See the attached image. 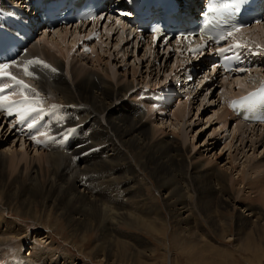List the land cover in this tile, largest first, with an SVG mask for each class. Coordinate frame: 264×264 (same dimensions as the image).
I'll use <instances>...</instances> for the list:
<instances>
[{
    "label": "bare ground",
    "instance_id": "1",
    "mask_svg": "<svg viewBox=\"0 0 264 264\" xmlns=\"http://www.w3.org/2000/svg\"><path fill=\"white\" fill-rule=\"evenodd\" d=\"M196 3V0H188L187 6L193 9ZM110 26L105 28V31ZM42 27L46 28V24H43ZM120 28L126 30L124 26L117 29ZM117 29L113 33L104 32V35L110 37L118 34L119 30ZM84 30V27H75L74 30L58 28L55 30L56 32H52L56 34V36H51L52 39H55L48 40L50 33L44 35L39 42L36 40L37 42L31 43L23 55L25 58L42 59L57 69V72H51L43 67L32 66L30 70L35 72V77L26 76L25 80L34 87L36 92L45 91L50 102L57 103L61 99L62 103L72 105L71 112L63 119L62 123L79 125L80 136L77 138L79 143L73 150L72 156H60L49 153V151L47 153L42 151L43 153L40 152V154L37 151V155L28 156V152H22L24 146L20 150L21 153L17 152L19 150L1 149L0 203L10 210L16 208L19 213L35 218L40 217L38 207L43 214L46 212L50 214L54 209L59 216L66 219L67 229L72 237L78 236L83 241H89L87 233L94 227L101 235L94 242L92 251H95L96 256L102 258L101 262L105 260V264H118L123 258H126L131 264H145L140 262L141 256L152 252L153 244L145 240L144 234H135L129 239L130 249H126V246L124 249L121 248L120 245L125 243L123 240L125 234L119 229V225L126 224L131 229L133 228L134 232L142 230L151 236H154L153 233H162L163 228L160 225L166 224L168 219L161 201L168 214L176 218L175 225L178 227L177 232L183 236L179 237L184 246H187L188 243L185 232L201 236V240L212 238V232L222 235L223 238L227 236L226 234L230 233L228 230L230 222L227 221V218L222 219L225 216L222 213V208L231 206L234 200L241 203V207L244 208L242 211L239 209L235 211L238 230L261 231L260 226L255 224H258L259 218L264 217L263 210H261L262 206L264 209V174H257L258 169L264 168L263 165H260L264 161V156L258 157L260 154L258 148L264 147V126L239 122L237 116L225 108L222 101H220L219 111L213 113L215 121L220 122L221 131L222 129L228 131L231 125H234L229 131L234 136L232 141L236 137L239 146L234 149L237 153L230 154L229 158L231 159L227 163L239 173L236 179L233 173L228 172V168L221 165L219 167L217 165L210 166L209 163L212 162V159L205 163L199 159L197 154L189 155L184 149L185 147L181 146L178 136L170 137L172 133L165 134V129L158 126L154 118L155 111L152 115L148 113V115L150 114L149 118L154 119H151L152 122L148 125L143 119L144 113H141L143 111L141 108L128 107L124 103L128 93L136 86L135 80L130 81L125 74L120 77L115 72H111L110 78L107 76L104 78L98 73L104 64H102V58L97 51H94L96 58H85L82 55L75 57V51H77L75 47L78 41L84 37ZM244 32L248 37H251V42L262 45L264 49V26L256 24L245 29ZM69 37H72L70 43L68 42ZM138 38V34L130 37L125 34L122 40L128 44L136 39V44L134 43L136 49L141 44ZM100 39L101 37L94 46L97 47L101 44ZM146 51L144 56L156 63L154 66L158 73L167 69L172 71L173 68L175 72L179 73L177 70L181 64L180 57L175 56V63L167 67V60L173 57L171 51L152 49L148 45ZM106 65L107 67L103 71L108 72L109 65ZM166 67L167 69H165ZM258 69H261L259 70L260 74H264L263 67H258ZM179 71L181 72L182 68ZM209 75L210 73H207L204 78L210 85L215 87L217 82H221L223 89L219 90L218 96L222 100L226 96L235 94L241 86L247 85L251 81L247 80L248 76H245L225 79L222 82L220 79H215L218 78L217 76L214 78ZM209 77L213 80L210 81ZM214 89L207 90V95L200 96L202 92L196 93L193 99L183 102L172 111L176 123L182 124L181 128H176L175 121L167 122L164 117L160 116L164 126L169 124L171 127V124L173 125L174 135L184 136V144H186V133L190 126L188 124L189 126L186 128L188 121L186 117L192 111L193 101L198 97L201 98L202 104L198 106L197 111L203 107L204 103L214 105L212 101L208 100ZM34 93L27 92L26 94ZM59 102L61 103V101ZM1 116L3 117V115ZM2 120L9 127L4 117ZM61 126L54 121L53 127H56V130H60ZM88 129H92L93 132L89 133L90 135L87 137L83 131ZM11 130L13 131V128ZM95 135L100 138L99 145L92 149L91 156L83 154L86 143L90 142V139ZM230 143L225 146L228 145V148H232ZM248 143L249 150H253L252 154H248V150H245ZM87 148L90 149L91 145H88ZM242 150L243 157H245L243 163L245 162V164L241 163L238 166L232 164L239 158ZM35 159L38 161L37 163ZM23 161L26 164L24 166L25 173L24 171L17 172ZM241 165L243 167H239ZM145 171L152 177V180L147 178L148 175L144 174ZM142 178L148 183H144ZM241 182L248 185V193L256 194L254 198L256 202L257 200L261 202L260 206L251 202L245 203L236 199L237 196L236 198L231 196L236 184ZM147 184L151 185L152 194ZM116 186L125 189L122 191ZM154 190L158 191V195L154 194ZM204 193L209 194L210 198L203 200V197L207 196ZM191 196L195 197L197 204L193 203ZM157 197H161V201H158ZM254 198L253 200H255ZM201 210L209 215L206 221L208 227L204 225L205 222L202 226L196 224L202 213ZM257 212L259 216L256 214ZM2 219L0 217V223L3 222ZM9 224L12 231L22 233V230H17L13 226V222H9ZM177 232L175 234H178ZM246 234L248 233L246 232ZM240 235L244 236V233L240 232ZM6 238L0 237V241ZM207 241L204 242V246ZM33 245L29 251V254L34 255L30 264H44L48 258L46 252ZM114 248H116L115 257L110 261V253ZM65 258V262L62 264H75L74 258L70 256H65ZM53 261L52 264H58L55 263L56 259Z\"/></svg>",
    "mask_w": 264,
    "mask_h": 264
},
{
    "label": "rangeland",
    "instance_id": "2",
    "mask_svg": "<svg viewBox=\"0 0 264 264\" xmlns=\"http://www.w3.org/2000/svg\"><path fill=\"white\" fill-rule=\"evenodd\" d=\"M66 27L68 28V30L70 29L74 30L75 28V27H69V26H66ZM66 27L64 29H67ZM110 27L108 30L106 31L104 30V32L113 33L114 30L119 28L120 26L111 25ZM117 30H119L118 34L116 33L114 35H111L110 37H108L106 34L104 35V32L101 31V35H100L101 39L99 41L101 42V44L99 46L97 45V47L94 45L95 43H98V41L97 42L94 41L92 44H90L89 47L90 46H91L90 48L93 47L90 53L86 52L89 50H86V48L83 47V45L82 46L76 45L75 50L77 49V51H75L76 52L75 57L82 55L85 58H88V57L96 58V52L94 51H97L102 58V62H103L102 64H104L102 65L100 70H98V73L101 74L104 78L105 76L110 78L111 72L112 73L115 72L117 75L119 74L120 77L124 76L125 74V76H127V78L130 81L135 80L136 86L132 88V90L128 93V95L125 98L124 103H126L128 107L137 106L141 108L143 111L141 112L140 109L139 111L141 113H144L143 119L144 121L148 123V125L151 124L152 122L151 119H153V118H149L150 114L148 115V113H151L152 115V113L155 111L156 116L154 118H155V121H157L158 126L161 127L162 129L163 128L165 129V134L172 133L170 137L178 136L177 138L180 140L181 146L185 147L184 149L186 150V152L189 153V155L197 154L199 159L205 163H207L209 159H212V162L209 163L210 166L217 165L219 167L221 165L223 167H226L228 168V172L230 174L233 173V176L236 179L239 173L237 172V170L235 171V169H232V167H230V165L227 163L231 159L229 158L230 154L237 153V151H234V149L237 146H239V142L236 140V137L232 141L234 136H232L231 131H229V129H232L234 125L232 124L231 127L228 129V131H226L225 129H224L225 131H223V129L221 131L220 122L217 123L213 115L214 112L219 111L220 109L219 105H221L220 101L222 99L218 96L219 90L223 89L221 88V82H217V84L214 87L212 86V84L210 85L208 81L206 80V82L204 81L205 82L204 86L200 88L201 90L198 89L195 92L197 94H200L202 92V94L200 95L202 96L205 94L207 95V90L210 91V89L215 88L213 93L208 97V100L212 101L214 105H206L204 103L203 107L200 108L199 111H197L198 106L202 104L201 98L198 97L196 100L193 101L192 103L193 106L191 108L192 111L190 115L186 117L188 119V121L186 122L187 124L186 128L189 125L190 126L188 127V131L186 133V136H187L186 144H184V138H183L184 136L177 135V134L174 135V132H173L174 127L172 124H171V127L169 124L164 126L160 120V116L157 115V110H153L152 108L151 110L148 106L146 109H144L143 107H140L142 106L141 104L142 100L137 99L138 91L141 89L143 85H148L150 83H152V85L157 84V83L162 84L164 83V81L167 82V79H170L169 77L175 71H174V68L172 72L170 71V69H167V67L175 63L174 62L175 55L172 54L173 57L167 60L168 66L165 68L167 70L166 71L161 70L158 73L155 70L156 67L154 66L156 65V63L154 61L151 62L150 58L148 59V57L146 58V56H144L147 53L146 51L147 45H145L144 43H141L139 47H136L135 49L134 43L136 44V39L131 41V43L129 42L127 44L125 40H122V37L125 34L126 36L130 37V33H128L126 30L122 28L117 29ZM123 30H124V33H123ZM54 35L56 36L55 33H52V34L50 33L48 40L55 39V38L52 39ZM43 36L44 35H42L40 38H37L36 40L39 42L40 39L42 40ZM69 38L70 39L68 42L70 43V40L72 37H69ZM36 40L34 42H37ZM71 43L73 44V42ZM163 63L165 64V62ZM106 64L109 65L108 72L103 71L107 67ZM179 69L180 68H178L177 71L181 73ZM157 73L159 76L157 75ZM176 73L177 72H175V74ZM66 78L68 79L67 75H66ZM42 93H44L47 96L45 91H42ZM59 101H61V103ZM57 104L58 106L54 109V112L62 114V117L59 119V121L62 122L63 119L71 112L72 105L62 103L61 99L58 100ZM144 105L146 104L144 103ZM175 109H177V107L172 109V111H174ZM1 115L2 114H0V150L1 149L7 150L8 148L10 149V151L19 150L17 152L21 153L20 150H22L21 148L22 146H24L22 152H25V151L28 152V156L37 155L38 152H39L38 154H40V152L47 153L48 151L49 153L60 155V156L62 155L72 156L73 150L75 149L76 145L79 143L77 139L76 142L71 144L72 146L70 148L65 149L60 144H58L57 141H55V144L51 143L49 144V146H47L50 148L47 149L44 147V148H41L42 150H37L33 148L32 146H30L29 143H26L25 140L18 137L14 129H13L14 132L11 129H9V127H7V125L4 124V121L2 120L3 117ZM164 120H167V122H169V120L175 121L176 123V120L174 119L173 114L170 117L167 116L166 118H164ZM175 125H177L176 128L182 127V124L180 123H176ZM83 132L88 137L90 135L89 133H92L93 130L88 129ZM92 139H90V142L86 143V149L84 150L83 154H86V155L89 154L88 156H91V151L93 149L92 147H96L99 145L98 143L100 142V138H98L97 135H95ZM231 141L232 143H230ZM228 143H230V147L232 148L234 147V148L233 149L228 148L229 147L228 145L225 146ZM88 145H91L92 149L91 148L88 149L87 148ZM248 145L249 143L247 144V147ZM247 147L245 148V150L246 151L248 150L247 151L248 154H252L253 150H249V147L248 148ZM262 147L260 146L258 148V151L261 154V155L259 154L258 157L264 156V151H263L264 147L263 148ZM239 148L241 150V147ZM242 152L243 150L240 152L239 154L240 156H238L239 158L232 164L238 166L241 163H243V161L245 160V157H243L244 153ZM35 162L37 163L38 161H36L35 159ZM257 163L259 164L258 161ZM21 164L22 163H20V166L17 169V172L24 171L25 173V170H24L25 169L24 166L26 165L25 161H23L22 165ZM244 164L245 162L243 163V165ZM258 164H255V165H258ZM260 165L264 166V161L261 162ZM239 167H243V166L241 165ZM251 170L252 169L250 168L249 171L251 172ZM252 172L254 173L255 171H252ZM144 174H147L149 176V177L147 176V178L152 180V177L148 174L147 171H145ZM257 174H264V168L258 169ZM143 181L144 183L145 182L148 183V181L144 179ZM147 186L150 188V193L152 194L153 190L151 189V185L147 184ZM116 188H120V190L122 191H124L125 189V188L123 189L118 186H116ZM234 188H235L234 193L232 192V195H231L232 197L236 198L237 196L236 199L242 200L245 203L251 202L252 204H256L259 206L261 205V202L257 200L258 202L257 203L256 199L254 198L256 194L251 193V192L248 193L249 188L245 182L236 184ZM238 189H240L239 190L240 192L238 191ZM154 192H155L154 193L155 195H158L157 190H154ZM205 195L208 196L209 194H205ZM194 196L193 197L191 196V200H193L194 204H197V201L195 200L196 196L195 197ZM207 196H204L203 200L205 198H210L209 196L208 197ZM253 198L255 200H253ZM157 199L158 201H161V197H157ZM1 205L2 203H0V210H2L0 211V215L2 214L0 217L3 218L2 219L3 222L0 223V237L1 238L7 237V238L0 241V256L7 258L10 256L15 257L18 255L19 257L21 256V258L25 257L24 258L25 261H23L22 264H30L32 263L31 261L34 258V255L29 254V251H31L32 249L31 246L35 244L33 246L37 247L43 252H46L45 254L47 255L48 258L46 259V262L44 264H52L54 263L53 261L54 259H56L55 263L62 264L65 262V259L67 258V257L65 258V256H70L74 258L75 264H105V260L101 262L102 258H99L98 256H96L95 251H92L94 242L101 235L99 234V232H97V229H95L94 227L87 233V237H89V241L88 240L83 241L78 236L74 238L72 237L69 230L67 229L68 225L65 221L66 219H64L62 216H59L58 212L56 213L54 209L51 210L50 214L47 212L43 214L41 212V209L38 207L40 217L35 218L30 215L27 216V215L19 213L16 210V208H12V210H10L6 206L4 205L1 206ZM161 205L168 219L166 224L160 225L163 228L162 233L160 232L156 234L152 232L154 236H151L149 234L144 233L142 230L134 232V229L133 228L131 229V227L126 224L119 225V229L122 231L123 234H125V237L123 238L125 243L124 245L123 244L120 245L121 248L124 249V246H126L127 247L126 249H130L129 239L134 237L135 234H140V235L144 234L145 240L153 244L152 246L153 253L150 251L146 253L145 255L142 254L143 256H141L140 262L142 261L145 264H264V232H263L264 231V217L259 218L258 224H255V225L260 226L259 228L261 229V231L260 230L252 231V230H247V229H244V231H239L238 226L236 227V212L235 211L237 209L241 211L244 209L243 207H241L242 205L241 203H237L234 200L231 206L228 205L222 208V213L223 215H225L224 218L222 219L224 220L225 218H227L228 219L227 221L230 222V226L228 229L230 233L226 234L227 236L223 238L222 235L220 236V235H217L215 232L214 233L212 232L213 234L212 238L206 239L208 240L206 242V246H204V242L206 240H201L200 235H199L200 237H198V235L196 236V234L194 233L187 234L186 232H185V236L187 237V240L189 241L186 240V242H188L187 246L182 245L181 243L182 239L179 236L181 237L183 236L182 234H179L177 232L178 227L175 225L177 222L176 218L174 216L171 217L168 214L166 207H164L162 201H161ZM207 206L209 207V205ZM262 207H261V210H263V213H264V209ZM243 213L247 214V212L245 211H243ZM256 214L259 216L258 212ZM208 216L209 215L205 213V211L203 210L202 213L199 215L196 221V224L198 223L199 225L202 226L203 222H205L204 225L208 227V223L206 222ZM9 222H13L14 223L13 226L16 227L17 230H22V233H20L19 231H12L11 229L12 227L10 226ZM176 232L179 235L175 234ZM240 232H243L244 236H241ZM246 232L248 234H246ZM246 237L247 239H245ZM115 249L116 248H114V250L110 253L111 255L110 261H112V259H114L115 257V252H116ZM106 254H107V251H106ZM51 255H53V257H51ZM106 259H109V257L108 258L106 257ZM26 260L28 261L30 260V261L27 262ZM118 264H131V263H129L128 260H126V258H123L121 262Z\"/></svg>",
    "mask_w": 264,
    "mask_h": 264
},
{
    "label": "snow or ice",
    "instance_id": "3",
    "mask_svg": "<svg viewBox=\"0 0 264 264\" xmlns=\"http://www.w3.org/2000/svg\"><path fill=\"white\" fill-rule=\"evenodd\" d=\"M247 3L248 0H232L231 3H225L219 7H212L209 9V11L216 13L227 12L230 15H236L240 13L241 7L247 5ZM122 14L125 16L131 15V13L128 12ZM240 30V26L234 25L228 29L219 31L216 35L210 36V40L219 44L221 42L227 41L229 38L234 39L235 33L239 32ZM5 39V35L0 32V44H3ZM202 48L203 46L194 51H201ZM241 50L251 51V49H249L246 44L235 42L231 45H228L227 47L217 48L214 54L221 55L225 60H229L231 58L239 59ZM228 52H234L236 55H234V57H229L227 55ZM13 65L21 67L25 75L33 77H35V72L30 70L32 66L43 67L50 70L51 72H57V69L39 58H33L28 60L26 63L21 64H17V61L15 60H12L11 62L0 63V79H7L11 81L10 84H0V111H6L8 116L16 117L17 123L24 124L27 129H36L39 135H47L46 132H40L38 127L40 122L43 120L45 110L41 107L33 106L34 101L26 94L27 92L34 93L36 90L32 89L31 86L25 83L24 80L19 79L16 75H13L10 71H8V69ZM238 70L242 72L247 71L246 69ZM17 86L20 88L22 98L19 100H13L10 98L13 93L9 92L8 90ZM260 100H264V86H262L258 91L250 93L248 96L241 98L240 101L233 103L234 106L239 105L242 107H252ZM78 127L79 125L66 128L62 133H60V142L62 143L70 138L77 131ZM31 139L37 144L46 143V141L38 139L37 135H32ZM49 139H52V137H49Z\"/></svg>",
    "mask_w": 264,
    "mask_h": 264
}]
</instances>
